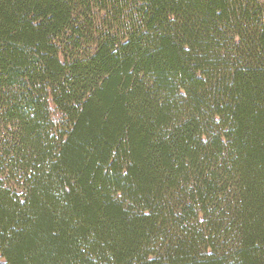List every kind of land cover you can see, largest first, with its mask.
<instances>
[{"label": "trees", "instance_id": "16d2710c", "mask_svg": "<svg viewBox=\"0 0 264 264\" xmlns=\"http://www.w3.org/2000/svg\"><path fill=\"white\" fill-rule=\"evenodd\" d=\"M0 258L264 264V0H0Z\"/></svg>", "mask_w": 264, "mask_h": 264}, {"label": "rangeland", "instance_id": "374dc122", "mask_svg": "<svg viewBox=\"0 0 264 264\" xmlns=\"http://www.w3.org/2000/svg\"><path fill=\"white\" fill-rule=\"evenodd\" d=\"M7 178V185L12 188L14 191H16L17 193L21 194V187L17 184V182L13 179H11V177L9 175H6ZM0 264H6L5 261L3 259L0 258Z\"/></svg>", "mask_w": 264, "mask_h": 264}]
</instances>
